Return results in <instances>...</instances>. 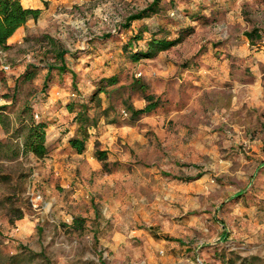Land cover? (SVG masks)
Returning a JSON list of instances; mask_svg holds the SVG:
<instances>
[{"label": "rangeland", "instance_id": "rangeland-1", "mask_svg": "<svg viewBox=\"0 0 264 264\" xmlns=\"http://www.w3.org/2000/svg\"><path fill=\"white\" fill-rule=\"evenodd\" d=\"M151 1L41 0L0 47V264H264V0H160L121 27ZM140 26L132 50L154 32L182 40L132 61L122 44ZM252 27L260 44L243 34ZM52 43L76 77L53 68L43 88ZM134 79L160 100L137 117ZM83 99L98 123L78 153L66 104ZM25 105L48 124L43 157L22 152Z\"/></svg>", "mask_w": 264, "mask_h": 264}, {"label": "trees", "instance_id": "trees-1", "mask_svg": "<svg viewBox=\"0 0 264 264\" xmlns=\"http://www.w3.org/2000/svg\"><path fill=\"white\" fill-rule=\"evenodd\" d=\"M44 4L46 3L44 2ZM159 4L160 0H152L146 7L128 15L121 24V27L128 28L132 21L149 17L152 14L158 12L160 9ZM41 12L42 10L40 8L24 7L20 0H0V47H8L9 44H7V40L16 31V29L24 25L28 19L37 20L41 15ZM145 29H147L145 26H140L138 30L131 35L129 40L122 44V48L128 53V57H130L132 61H138L142 58H153L160 51L166 50L182 40V34H179L174 38H170L167 34L157 35V32H154L146 40L144 48L139 47L132 50L131 47L133 43L137 45L136 43L143 39V32ZM243 34L248 39L250 45L260 44L262 41V31L256 27H252L251 29L244 31ZM52 44L54 45L53 56L55 59V64L47 65V71L43 81V88H45L47 85L50 70L53 68H56L59 73L69 71L72 81H74L76 77V72L66 66V62L64 60L65 51L59 49L55 43ZM33 75L34 72H25L22 74V77L24 79H31ZM117 81L118 77L116 74L100 78L97 87L89 97V101L95 103L96 106H100V93H108V87L115 85ZM131 83L132 87H138L143 91V98L145 99L146 103L140 108H135L131 104H128L127 109L130 111V114L133 117H137L141 114L153 111L159 105V98L154 96L152 93H145L147 87L141 83L139 79H134ZM88 102L84 99L71 100L66 104L68 111L73 113V120L78 125L77 134L71 137L68 142L70 146L78 153L83 152L85 149V144L89 135L88 129L90 127L97 126L98 123V117L95 115H90L89 113L90 104ZM105 109L106 108H104V110ZM24 110H28V119L24 121V118H20L18 120L20 124L19 129L23 131L22 152H31L37 157H43L47 153L45 141L46 128L48 124L43 120H34L31 107L29 105H25L22 112ZM7 120L8 116L0 110V124L4 125L5 121ZM94 155L102 163V168L106 171H109L110 168L107 162V151L100 149L97 143L95 144ZM21 217V214H19L16 218ZM75 219L76 226L80 227L77 218Z\"/></svg>", "mask_w": 264, "mask_h": 264}, {"label": "crops", "instance_id": "crops-1", "mask_svg": "<svg viewBox=\"0 0 264 264\" xmlns=\"http://www.w3.org/2000/svg\"><path fill=\"white\" fill-rule=\"evenodd\" d=\"M20 2L22 3V5L24 6V7H32V8H40L41 10H42V6H41V4H42V2H41V0H38V2L36 1V0H20ZM29 20V19H28ZM27 20V21H28ZM26 21V22H27ZM26 24V23H25ZM24 24V25H25ZM24 25H22V26H20V27H18L17 29H16V31L8 38V40H7V44H9V43H12V42H14L15 41V39L17 38V36L16 35H18V33H19V31H20V29L24 26Z\"/></svg>", "mask_w": 264, "mask_h": 264}, {"label": "built area", "instance_id": "built-area-1", "mask_svg": "<svg viewBox=\"0 0 264 264\" xmlns=\"http://www.w3.org/2000/svg\"><path fill=\"white\" fill-rule=\"evenodd\" d=\"M5 68L7 67V66H4Z\"/></svg>", "mask_w": 264, "mask_h": 264}]
</instances>
